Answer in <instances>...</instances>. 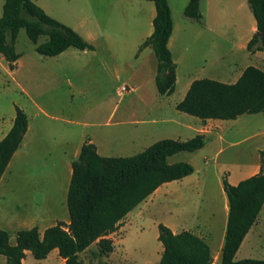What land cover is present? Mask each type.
<instances>
[{
  "label": "rangeland",
  "instance_id": "obj_1",
  "mask_svg": "<svg viewBox=\"0 0 264 264\" xmlns=\"http://www.w3.org/2000/svg\"><path fill=\"white\" fill-rule=\"evenodd\" d=\"M41 6L50 16L72 27L93 46L90 50H80L71 47L62 56H45L37 52L36 44L31 41L22 28L17 36L16 51L21 57L14 66L0 53V131L9 129L16 115V107L22 108L28 115L31 123L38 130L43 140L37 144V153L34 159L28 158L20 167V175L57 172L54 164L45 159L58 157L62 148L66 147L59 137L70 135L69 123H80V127L88 138L91 136L100 148L103 156H132L146 148V144H130L122 136L120 140H113L110 136V127L107 122L124 121L131 119V109L165 106L164 112L145 115L147 127L160 128L157 138H173L182 136V140L192 138V131H181L179 126L168 120L160 122L163 118L185 121L192 117L190 114L176 108L185 94L180 84L170 95H161L158 92L155 76L157 73V57L151 46L140 50V45L153 30V14L155 4L150 0H33ZM228 2V1H224ZM242 0L228 2L226 17L230 15L239 25L243 22L244 9ZM5 0H0V16L3 13ZM247 9H251L245 1ZM225 4V3H224ZM245 23V22H244ZM47 39L42 35L38 43ZM127 88L120 92L121 87ZM115 110V115L110 118ZM127 113V114H125ZM130 113V114H128ZM160 120L158 123L152 120ZM242 129L237 127L227 135L224 141L212 142L206 138V149L209 151L210 163L207 186H197L192 192L193 199L188 200V206L198 207L197 211L205 213L207 207L213 205L216 212L215 234L221 235V220L223 218L220 182L224 176L217 172L216 163L221 167L229 161L231 155L248 148L249 151L259 139L257 135L264 127V114H244L240 117ZM237 122V121H236ZM227 125L235 121H225ZM129 127L122 124L117 129L120 134ZM1 134V133H0ZM172 136V137H169ZM238 142L232 146L229 142ZM38 142V141H37ZM224 149L218 158L216 153ZM49 153L52 155L50 156ZM193 152H180L169 158V162H189L194 157ZM27 163V164H26ZM25 171L28 172L25 173ZM61 171V170H60ZM60 178L63 179L64 171ZM17 158L14 157L0 182V192L7 187L8 194L16 195ZM20 180H25L24 177ZM39 181V178H35ZM183 187L178 181L168 187L172 190L171 196H158L154 203L140 204L131 211L125 219L124 228L116 233L113 250L108 252L99 244H92L80 253L84 264H151L161 260L162 243L158 239L159 224L167 216H160V210L170 200L175 199L176 193ZM13 189V190H12ZM207 190L210 192L207 193ZM185 191L184 189L182 190ZM191 193V191H190ZM24 203L10 200L0 205V229L4 228V214L25 217L32 207V189L23 195ZM185 200L171 202V207H179ZM164 202V203H163ZM178 202V203H177ZM169 204V203H168ZM167 204V205H168ZM192 210V208H191ZM195 210V209H194ZM175 213V212H174ZM264 213V212H263ZM62 215V218H67ZM264 214L261 225L264 226ZM264 228V227H263ZM7 230H12L11 228ZM16 242L15 235L12 238ZM213 240V239H212ZM211 239L209 244L214 250ZM261 248L252 258L264 259V241ZM31 264H59L57 256L52 254L48 260H37L30 256Z\"/></svg>",
  "mask_w": 264,
  "mask_h": 264
},
{
  "label": "trees",
  "instance_id": "obj_2",
  "mask_svg": "<svg viewBox=\"0 0 264 264\" xmlns=\"http://www.w3.org/2000/svg\"><path fill=\"white\" fill-rule=\"evenodd\" d=\"M150 1L156 8L154 31L140 45V50L148 46L153 48L158 60L155 76L158 92L170 95L177 83V64L168 46L174 27L172 10L168 0ZM201 1L190 0L184 10L185 16L199 23L203 22ZM248 2L257 22V32L247 49L256 52L264 50V0ZM22 28L37 45V52L45 56H57L71 47L80 50L94 48L75 29L50 16L33 0H5L0 16V53L12 66L21 57L15 44ZM42 35L47 39L37 44ZM177 109L203 120H234L244 114L264 112V70L248 66L235 83L197 79L177 104ZM28 127L27 113L16 107L13 125L0 140V180L20 148ZM205 144V135L197 134L186 140L160 139L132 156H103L87 139L72 163L67 197L70 222L60 221L43 234L38 227L19 230L15 243H12L9 231L0 229V255L6 256L7 264H23L28 251L35 259L44 260L52 250L58 249L65 264H84L80 253L95 242L104 251H112L113 241L108 236L118 230L128 213L164 183L194 173L195 167L190 162L171 163L169 158L180 152L198 151ZM260 156L258 173L237 185L231 184L226 177L223 179L229 215L220 264H264V259L235 258L264 206V150L260 151ZM158 239L163 245V254L159 262L151 264L213 262L210 246L191 231L174 233L161 223Z\"/></svg>",
  "mask_w": 264,
  "mask_h": 264
},
{
  "label": "crops",
  "instance_id": "obj_3",
  "mask_svg": "<svg viewBox=\"0 0 264 264\" xmlns=\"http://www.w3.org/2000/svg\"><path fill=\"white\" fill-rule=\"evenodd\" d=\"M168 1L171 6L174 21L173 32L169 39L168 46L172 52L173 59L177 64L176 89L180 84L185 89V94L179 102L185 98L190 86L197 79L209 78L224 83H235L242 76L243 72L248 66H255L264 70V50L250 52L247 49L249 41L257 32V22L253 12L251 9H247L244 3L248 0H242L243 2L241 6L244 9V14L243 22H241L239 25L236 23V21L231 19L230 15H228V18L226 17L228 2L231 0H202V23L185 16L184 10L190 0ZM224 1L228 2L226 3ZM155 16L156 8L152 16L153 20ZM153 31L154 26L153 30H150L149 36L153 33ZM67 50L57 56H62L67 52ZM123 87L124 86L121 87L120 92L127 90V88L123 89ZM178 103L175 105L176 108ZM164 108L166 107L153 106L142 109H131L132 111H129L131 114L128 113L131 115V119L127 123L122 120L115 123L107 122L106 126L111 128V138L113 140H120L119 137L122 136L130 144L142 145L147 143L146 148L154 142L164 139L165 137L154 139L156 135H159L160 128L156 127V129H153L147 127V124L150 121H148L145 117H142L141 119L139 116L153 113L155 110H158L156 112L161 113L164 112ZM261 113L264 114V112ZM114 115L115 110L112 112L110 118H112ZM241 116L232 120L235 121V123L231 125L224 123L225 121L230 120L213 118L203 120L196 116H192L185 121L163 118L161 121L154 119L152 122H168V120H170L176 123L181 131H192L195 133V135L204 134L205 139L209 138L212 142H218L224 141L227 135L231 137L230 133H232L233 129L237 130V127L240 130L242 129L243 123L240 121ZM69 124H75V126L71 125L67 127V131L70 133V135H63L59 137V140L63 142L66 147L70 146L71 149L67 150V148H62L57 158L50 157L45 159V161H50L53 163L54 168H59V171L48 172L47 174L39 173L38 176L33 174L32 180H29L28 175H20V172L22 171L20 167L23 165V163H25V161H28V158L33 157L34 159V155L38 151L37 144H39L44 139L43 136H39L38 130H35V126L29 119L28 130L24 136L20 148L14 155V157L17 158L16 174L17 178H19L16 185L17 193L13 197L12 195L10 196L8 194L9 190H7V187H5L4 190L0 192V205H4V202L8 199H16L26 205L27 203H24L25 201L23 195L29 191V189H32L33 198L31 199L32 201H28L32 207L25 217L21 218L17 217L16 215H9L7 213L4 214L3 219L5 220V226L1 229H12L7 230L11 235L12 243H15L12 240L13 235H16L19 230L38 227L40 233L43 234L48 227L53 226L60 221H64L66 223L70 222L67 197L72 177V163L79 156L81 148L87 139L97 146L99 153L100 148L92 136L88 138L85 132L80 127H78V125L80 126V123L76 122ZM122 124H128L129 127L125 129L122 134H120V131L117 128ZM11 127L7 130L1 129L0 140L8 133ZM257 137L259 139L256 141V145L250 151L248 148L243 150L241 149L239 153L231 155L229 161L223 164L221 167H219L218 163H216L215 169L217 172L223 174V176L226 177L231 184L237 185L241 180L246 179L260 171V151L264 150V127L261 128ZM174 138L181 140L183 139L182 136H177ZM229 143L232 146L238 144V142L235 141ZM206 146L207 143L200 150L193 152L195 155L193 159L189 160V162L195 167L194 173L184 177L181 180H177L183 184V187L176 192L179 194L175 199L170 200L168 202L169 204L167 203L168 205L166 204L164 207H162L160 210V216H167L166 220L161 223L170 227L174 233L188 230L204 239L211 249L213 257L212 264H220L229 215V202L227 194L224 190L223 181L221 180L220 182V194L222 198L223 210V218L220 222V236L213 238L215 234V226L217 224L215 207L213 205H211V207L208 206L205 213H201L199 210L197 211L199 208L196 206L190 207V205H187L188 200L193 199V196L191 195H193L192 192L195 191L198 184L202 185L203 187L207 186V177L209 176V168L211 163L209 151H207ZM223 150L224 149H220L216 153V158L220 156ZM49 155L51 156L52 154L49 153ZM7 170L5 171L0 182L4 179ZM60 170L64 171L63 174H65L62 180L60 178V173H62ZM25 173L28 174L27 171H25ZM21 177H24L25 180H20ZM35 178H39L40 180L35 181ZM172 183L173 181L164 183L145 201H143L146 202L147 205L141 209L140 213L147 208L146 206H149V202L154 203L157 198H159L158 196H171L172 190L168 187ZM183 189L185 190L184 192L182 191ZM207 193L209 194L210 192L207 190ZM180 199L185 200L183 202L184 204L179 207H171V202L178 201ZM1 211L2 210H0V212ZM263 212L264 206L256 224L251 228L243 243L241 244L235 257L237 260L252 258L254 254L260 251V242L264 241V226L262 227L261 225V219H263L264 214ZM67 214V218H62V215ZM129 214H131V212L128 213L127 216ZM127 216H125V218H123L121 221L118 230L110 234L108 238H111L115 241L114 236L116 233L121 232V230L124 228L126 222L125 219ZM208 239H213L212 243L214 250L209 244ZM93 244H98V242ZM52 254L57 256L59 264H65V259L60 256L58 249L52 250L49 256L44 260H48ZM162 254L160 257H162ZM31 255V252L28 251L26 258L23 260V264H31L29 261ZM0 264H7L6 256L0 255Z\"/></svg>",
  "mask_w": 264,
  "mask_h": 264
},
{
  "label": "water",
  "instance_id": "obj_4",
  "mask_svg": "<svg viewBox=\"0 0 264 264\" xmlns=\"http://www.w3.org/2000/svg\"><path fill=\"white\" fill-rule=\"evenodd\" d=\"M259 35L261 36V35H262V33H259Z\"/></svg>",
  "mask_w": 264,
  "mask_h": 264
},
{
  "label": "built area",
  "instance_id": "obj_5",
  "mask_svg": "<svg viewBox=\"0 0 264 264\" xmlns=\"http://www.w3.org/2000/svg\"><path fill=\"white\" fill-rule=\"evenodd\" d=\"M123 89H126V87H123Z\"/></svg>",
  "mask_w": 264,
  "mask_h": 264
}]
</instances>
